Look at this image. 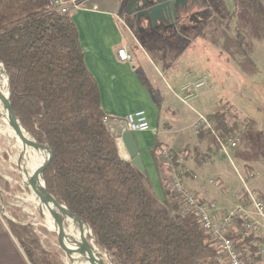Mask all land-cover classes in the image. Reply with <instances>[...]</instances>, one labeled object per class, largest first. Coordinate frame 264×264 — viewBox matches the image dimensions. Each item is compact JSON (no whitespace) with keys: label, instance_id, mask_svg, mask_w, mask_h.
<instances>
[{"label":"trees","instance_id":"obj_1","mask_svg":"<svg viewBox=\"0 0 264 264\" xmlns=\"http://www.w3.org/2000/svg\"><path fill=\"white\" fill-rule=\"evenodd\" d=\"M0 63L10 78L17 120L52 152L42 174L46 187L88 225L95 247L112 264H223L196 217L181 213L176 202L175 212L153 207L138 170L119 155L71 15L51 10L49 0H0ZM207 118L222 138L239 132L223 107ZM161 146L156 141L151 149L159 171ZM38 155L41 165L47 155ZM162 188L171 195L164 180ZM5 224L29 264H62L60 253L44 249L30 224ZM233 238L240 249L250 241Z\"/></svg>","mask_w":264,"mask_h":264},{"label":"rangeland","instance_id":"obj_2","mask_svg":"<svg viewBox=\"0 0 264 264\" xmlns=\"http://www.w3.org/2000/svg\"><path fill=\"white\" fill-rule=\"evenodd\" d=\"M127 1L121 0L119 3L118 23L126 38L136 71L157 101L163 104L167 102L178 111L179 116L171 122L175 130L179 131L174 136H192L194 146L202 153L211 149L209 159H203L204 164L196 171L198 178L195 182L212 192H219L220 186H223L220 181L226 184L230 182L234 190L239 183L236 175L238 171L250 187H261L264 197V69H260V73L253 68L242 74L239 61L226 64L225 57L219 55L221 51H242V48L238 49L236 46L228 48L237 40L241 44L245 42L247 59L253 56L254 48L250 47L252 43L259 46L256 47L259 52L264 51V16L247 0H226L227 4L223 0H205L206 5L202 9L182 16L174 29L157 27L154 30L144 23L135 25L129 21L132 18L125 14ZM234 5L238 9L237 23L236 18L227 13V9L234 11ZM249 66L246 62L245 67ZM188 69L191 78L207 76L212 87L183 103L174 99L173 93L180 95L179 88L186 81L184 73ZM1 85L5 94L4 82ZM231 104L237 106V113L233 112ZM222 107L229 123L237 121L235 114L238 115L239 111L242 116L252 120L248 128L247 120L237 121L241 144L238 148L229 149L227 154L218 150L209 133L203 141H199L190 128L197 114L207 115ZM160 115L164 121L171 120L163 107ZM12 145L14 141L10 143L0 138V224L6 227V220L30 224L42 247L59 252L61 263L67 264L66 261L70 258L60 250L57 237L49 228L48 222L37 208L24 203L26 192L10 159L15 155ZM247 164L259 173L258 177L251 180L246 177L244 165ZM141 174L139 172L141 182L152 198V192ZM211 180L215 182L214 185L210 184ZM216 199L220 201L221 198L217 195ZM152 204L155 208H162L153 201ZM87 237L88 234L85 235ZM100 252L108 258L106 264H112L108 255Z\"/></svg>","mask_w":264,"mask_h":264},{"label":"crops","instance_id":"obj_3","mask_svg":"<svg viewBox=\"0 0 264 264\" xmlns=\"http://www.w3.org/2000/svg\"><path fill=\"white\" fill-rule=\"evenodd\" d=\"M120 1L121 0H91L86 8L71 14L72 22L77 30L79 44L84 54L85 66L98 86L101 97V106L107 118L106 126L116 139L119 155L124 160L130 161L127 152L121 143V134L125 127V117L135 111L142 110L145 112L149 120L151 130L148 132H133L131 135L144 167L145 173L141 175L143 180H145L148 189L152 192V201L162 208H168L172 212L176 211L173 206L174 202L171 195L167 190L162 188L163 175L157 170L153 155L151 154V149L156 141L162 146L167 147H170L173 143H178L182 146L186 155L184 166L186 170L190 172L188 176L182 177L185 188L202 197L211 199L221 209H229L234 203L232 193L242 187L239 177L237 176L239 180L237 189L234 190H232L230 182L226 184V182L224 183L223 181H220V184H223V186H220L221 188L219 189V192H212L210 189H204L200 184H197L195 182L198 178L196 171L198 170V167L204 164L203 159H209L208 153L211 152V149H207V153H202V151L194 146L192 136H189L188 138H184L183 136L175 137L174 134L179 131L175 130L171 122L179 116L178 111L171 107L167 102L163 104L160 101H157L146 84H143V79L136 71L134 63L130 64L127 61L121 60L117 56L118 50L122 48L126 49L127 53L130 55L126 38L118 23L119 13L117 11L119 9ZM223 1L227 4L226 0ZM248 1L255 5L260 14L264 16V0ZM93 7H96V9ZM237 10V7L234 5V11L227 9V13L229 12L230 16L236 18L238 15ZM237 22L238 19L236 18V23ZM235 46L238 49L242 48V51L219 52L220 57H225L224 60L226 61V64L239 61V70L242 74L253 68L254 71L259 70L261 73L260 69H264V51L262 50L259 52L258 48H256L259 46H257L256 43H252L250 47L254 48V51H252L253 56H250L247 59L245 42L241 44L239 40L234 41L228 48H235ZM246 62L250 65L249 67H245ZM258 66H260V68H258ZM184 76L185 80L193 79L190 77L189 69L184 73ZM241 95L244 96L243 93H241ZM174 99L176 98L174 97ZM233 105L231 104V109L233 112L237 113L239 109L237 106ZM161 107H163V111H166L171 118L170 121H164L161 119ZM240 113L241 111H239L238 115L235 114L237 121L239 122L241 120L240 122H242L247 120L248 128L252 120L247 118V116H242ZM207 115L204 116L207 117ZM192 124L190 126L191 129ZM196 134L197 133L194 132L195 138H197ZM207 136L208 135H205L201 139L197 138V140L203 141ZM237 137L239 138L238 134ZM240 144L241 140L239 145ZM244 170L246 177L249 180L256 178L250 177V174L257 172L253 171L252 166L249 164L244 165ZM236 173H238V171H236ZM238 175L249 188L256 190L262 196L261 187H250L239 173ZM217 195L221 198L220 201L216 199ZM0 264H29L7 227H2L1 224Z\"/></svg>","mask_w":264,"mask_h":264},{"label":"built area","instance_id":"obj_4","mask_svg":"<svg viewBox=\"0 0 264 264\" xmlns=\"http://www.w3.org/2000/svg\"><path fill=\"white\" fill-rule=\"evenodd\" d=\"M50 8L61 15L84 9L91 0H49ZM96 9V7H93ZM117 56L132 64L131 56L126 49H119ZM212 87L210 79L203 75L187 79L180 88V95L174 97L183 103L195 98L204 89ZM107 124V118L103 120ZM195 133L206 132L215 140L218 150L227 154L229 149L239 146L237 136L231 138L220 137L215 123L206 116L197 114L192 124ZM151 130L149 120L144 111L138 110L125 117L123 131L148 132ZM184 151L180 144L173 143L170 147L161 146L158 151V163L163 180L168 185L173 202L178 203L180 212L193 214L199 227L206 232L213 244L218 248V262L223 264H264V198L256 191L249 188L239 177L242 187L232 193L233 205L229 209H221L207 197H202L187 190L182 177L190 172L184 164ZM259 173H252L250 177H257ZM215 184L214 181H210ZM249 238L248 244L243 243V249L237 246L233 237ZM241 240V239H240ZM251 255L256 261L250 259Z\"/></svg>","mask_w":264,"mask_h":264},{"label":"bare ground","instance_id":"obj_5","mask_svg":"<svg viewBox=\"0 0 264 264\" xmlns=\"http://www.w3.org/2000/svg\"><path fill=\"white\" fill-rule=\"evenodd\" d=\"M2 79L0 80V138L5 141H14L12 149L15 155L12 156L11 162L16 167V172L20 177V184L24 188L25 198L24 203L33 205L43 215L44 219L48 222L49 228L56 235H59L60 229L58 223L63 226V243L69 247L70 253L64 252L67 258V264H87L86 255L84 251L77 244V235L85 237L89 233L87 227L82 221L77 218H70L63 210L53 207L47 192L41 190L37 185L31 184L24 174V166L28 165L29 176L35 180L41 181V172L49 159V153L41 148L31 144L29 138L25 134L20 136L15 135L16 123L12 119L11 110L9 107H4V90L1 85L4 82L5 87V74L0 70ZM8 149V147H7ZM38 150L46 153L44 162L40 165ZM7 157V156H6ZM53 212L55 218L50 215ZM54 223V224H53ZM61 236V235H59ZM60 248L62 242H57ZM94 246L93 240L89 243ZM105 264L109 261L106 256H102Z\"/></svg>","mask_w":264,"mask_h":264},{"label":"water","instance_id":"obj_6","mask_svg":"<svg viewBox=\"0 0 264 264\" xmlns=\"http://www.w3.org/2000/svg\"><path fill=\"white\" fill-rule=\"evenodd\" d=\"M154 1H155V4L152 7L144 9L148 0H128L126 7H125V14L127 16H130V15L134 14V12H137V21L139 20L140 16L143 14L147 18H149L152 22V25H154L157 21H161L162 18H164L168 21H172L173 19H177V17H178L177 15L179 14V10L184 8L188 2V0H154ZM201 1L205 2V0H201ZM139 2L141 3L140 7L138 9H133L134 5L139 3ZM171 26L173 27V29L175 28L174 25H171ZM139 32H142V30L139 29ZM0 70L3 71V73L5 74L4 107L5 108L9 107L11 110L12 119L16 123V127H17L15 130V135L20 136L21 134H25L29 138L31 144H33L37 147H41L49 153V159H48L46 165L44 166V168L42 169V172H41V181L35 180L31 176H29V172H28L29 168H28L27 164L24 166L25 176L27 177V179L29 180V182L31 184H35L41 190H44L45 192H47L53 207H55L59 210H63L68 217L77 218L80 221H82V223L85 224V226L87 227V229L89 231L88 237L85 238L82 235H77V244L84 251V254L86 255V259H85L86 263L87 264H105L101 252L95 247V245L91 246L89 244L90 241L93 239L91 237V231H90L88 225L82 219H80L77 215L68 211L65 206L59 204L56 201L53 194L46 187V185L43 181V178H42V174H43L44 169L47 167V165L52 160V152L48 147L41 145L40 143L36 142L33 139V137L21 126V124L17 120L13 105H12L11 100H10V78H9L7 71L4 69V67L1 63H0ZM121 143H122L123 147L125 148V151L127 152V155H128V158H129L131 164L140 173L144 174L145 171H144V167H143L141 158L138 155V152H137L136 146L134 144L132 135L129 131H123V133L121 134ZM50 215L53 218H55L53 212H50ZM58 226L60 229L59 235H61V236L57 235L56 239H57V242L63 243V241H62L63 240L62 239L63 226L60 223H58ZM60 250L62 252H67V253L71 252L69 247L64 243L61 244Z\"/></svg>","mask_w":264,"mask_h":264},{"label":"flooded vegetation","instance_id":"obj_7","mask_svg":"<svg viewBox=\"0 0 264 264\" xmlns=\"http://www.w3.org/2000/svg\"><path fill=\"white\" fill-rule=\"evenodd\" d=\"M154 4H155L154 0H148L144 9L152 7ZM140 5H141L140 2L135 4L133 9H138L140 7ZM205 5H206V1L203 2L201 0H188L187 5L184 8L179 10V14L177 15L178 16L177 19H173L172 21H168V20L162 18L161 21H157L154 25H152L151 20L143 14L140 16L139 20L137 21V12H134V14L129 16V18H132L129 21H131L132 23L134 22L135 25H139L141 23H144L148 26L149 29H154V30L157 29V27L162 28L164 30L173 29V27L171 25H174L176 27L177 23H179L182 16H186L194 10L201 9Z\"/></svg>","mask_w":264,"mask_h":264}]
</instances>
